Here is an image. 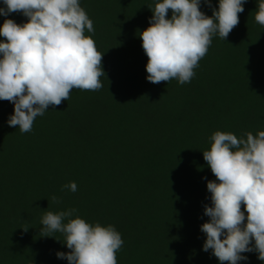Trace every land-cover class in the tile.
<instances>
[{"label": "trees", "instance_id": "obj_1", "mask_svg": "<svg viewBox=\"0 0 264 264\" xmlns=\"http://www.w3.org/2000/svg\"><path fill=\"white\" fill-rule=\"evenodd\" d=\"M157 2L80 0L95 29L85 35L104 54L100 90L73 89L29 133L8 126L14 105L0 100V264H68L56 256L70 252L64 235L40 230L46 211L69 209L77 210L71 218L115 227L124 241L117 264H220L202 250L201 225L210 221L204 210L212 206L207 183L218 182L203 152L216 131L238 139L264 131L260 0H247L225 41L213 36L184 85L146 79L139 35ZM218 3L201 0L200 10L212 17ZM5 19L27 22L11 13L0 15V26ZM71 182L77 191H62ZM241 255L247 260L238 264H264L258 253Z\"/></svg>", "mask_w": 264, "mask_h": 264}, {"label": "clouds", "instance_id": "obj_2", "mask_svg": "<svg viewBox=\"0 0 264 264\" xmlns=\"http://www.w3.org/2000/svg\"><path fill=\"white\" fill-rule=\"evenodd\" d=\"M2 2L5 7L0 8V15L21 13L27 22L21 25L5 19L0 26V37L5 38L0 42V100L14 105L8 126L29 133L35 119L49 106L67 101L73 89L94 92L103 87L104 54L85 35L95 29L80 0ZM203 2L211 7V0ZM246 2L219 0L212 17L200 10L201 0L157 2L150 26L139 35L148 58L146 79L152 84L173 79L180 85L190 83L213 36L226 40L239 24L238 14L244 12ZM255 21L264 26V0L258 3ZM245 136L238 139L232 133L216 131L210 137V150L203 152L218 182L207 183L212 206L204 210L210 221L201 225L206 234L202 250L211 249L220 264H238L247 260L241 254L250 252L264 261V131ZM64 189L74 193L77 185L71 182ZM51 199L59 203L56 196ZM76 211H46L41 219L42 237L56 232L65 237L70 252H58L57 258L68 264H117L116 253L124 244L121 234L111 225L71 218Z\"/></svg>", "mask_w": 264, "mask_h": 264}]
</instances>
